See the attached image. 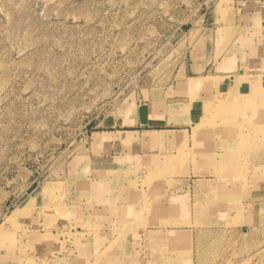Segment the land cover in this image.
Returning <instances> with one entry per match:
<instances>
[{
  "label": "rangeland",
  "instance_id": "rangeland-1",
  "mask_svg": "<svg viewBox=\"0 0 264 264\" xmlns=\"http://www.w3.org/2000/svg\"><path fill=\"white\" fill-rule=\"evenodd\" d=\"M257 1L0 0V264H264Z\"/></svg>",
  "mask_w": 264,
  "mask_h": 264
},
{
  "label": "crops",
  "instance_id": "crops-1",
  "mask_svg": "<svg viewBox=\"0 0 264 264\" xmlns=\"http://www.w3.org/2000/svg\"><path fill=\"white\" fill-rule=\"evenodd\" d=\"M256 6H258V12H260V14H261V1L259 0V1H257V5ZM195 79H198V78H195ZM231 80H230V82H228L229 80L228 79H225V81H223L217 88H218V91H220V93L221 92H228L229 90H231L230 89V86H231V84H233L234 82H235V80H233V78L231 77L230 78ZM245 85H247V84H245ZM236 90H238V91H242V92H251V89H249V88H241V86H240V88L239 89H236ZM195 108H197V106L195 107ZM198 109H199V111H201L202 109H203V107L199 104L198 105ZM201 114L202 113H200L199 114V116L201 117ZM198 116V117H199ZM193 124H195V123H192V125ZM143 127H145V125H142ZM193 128H195L194 127V125H193Z\"/></svg>",
  "mask_w": 264,
  "mask_h": 264
},
{
  "label": "bare ground",
  "instance_id": "bare-ground-1",
  "mask_svg": "<svg viewBox=\"0 0 264 264\" xmlns=\"http://www.w3.org/2000/svg\"><path fill=\"white\" fill-rule=\"evenodd\" d=\"M233 80H236V79H233ZM243 80V79H242ZM248 82V81H247ZM244 83V82H243ZM209 84H211L210 83V81L208 80L207 82L206 81H201V80H199V81H197L196 83H192L191 84V87L192 88H194V87H196V88H198V86L200 87V86H207V85H209ZM199 90V89H198ZM218 132H220V131H216V133H218ZM227 160V159H226ZM238 164V163H237ZM229 165V164H228ZM232 165V164H231ZM231 165H230V167H231ZM226 167V166H225ZM229 167V166H228ZM228 196V195H227ZM3 229V227L1 226L0 227V233H2V230ZM149 239V238H148ZM147 239V240H148ZM161 243V242H160ZM165 243V242H164ZM154 246V245H153ZM148 248V247H147ZM167 249H169V248H167ZM150 251V250H149ZM172 251V250H171ZM173 251H174V249H173ZM157 254V253H156ZM155 255V254H154ZM173 255V254H172ZM171 255V256H172ZM176 255V254H175ZM157 257V256H156ZM165 257V256H164ZM160 258H161V256H160ZM159 258V259H160ZM180 258V257H179ZM161 260V259H160ZM168 260V259H167ZM172 261V260H171Z\"/></svg>",
  "mask_w": 264,
  "mask_h": 264
}]
</instances>
